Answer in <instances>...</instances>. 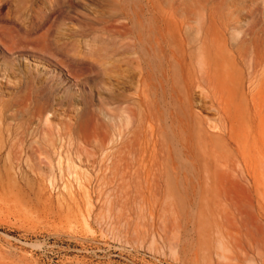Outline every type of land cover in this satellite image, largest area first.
<instances>
[{"label": "rangeland", "instance_id": "374dc122", "mask_svg": "<svg viewBox=\"0 0 264 264\" xmlns=\"http://www.w3.org/2000/svg\"><path fill=\"white\" fill-rule=\"evenodd\" d=\"M0 264H264V0H0Z\"/></svg>", "mask_w": 264, "mask_h": 264}, {"label": "bare ground", "instance_id": "6f19581e", "mask_svg": "<svg viewBox=\"0 0 264 264\" xmlns=\"http://www.w3.org/2000/svg\"><path fill=\"white\" fill-rule=\"evenodd\" d=\"M165 16V15H164ZM160 18H161V16H160ZM174 18V17H173ZM158 19V18H157ZM157 23V22H156ZM188 23V22H187ZM179 24V23H178ZM175 25V24H174ZM158 26V25H157ZM164 26V25H163ZM176 26V25H175ZM174 26V27H175ZM160 27V26H159ZM165 27V26H164ZM167 27V26H166ZM161 29V28H160ZM171 30H172V28H171ZM174 30H175V28H174ZM162 31H163V29H162ZM177 32V31H176ZM127 33H129V32H127ZM131 33V32H130ZM165 33V32H164ZM218 33V32H217ZM124 34H126V33H124ZM170 34V33H169ZM198 34V33H197ZM167 35V34H166ZM201 35H199V37H200ZM178 37V36H177ZM198 37V38H199ZM222 37V36H221ZM164 39V38H163ZM168 39H169V37H168ZM180 40V39H179ZM166 41V40H165ZM167 41H169V40H167ZM170 41H171V39H170ZM164 42V41H163ZM198 42V41H197ZM166 43V42H165ZM169 44H170V42H168ZM167 44V43H166ZM199 44V43H198ZM165 45V44H164ZM171 45V44H170ZM182 45V44H181ZM197 46V45H196ZM200 46V45H199ZM241 46V45H240ZM172 47V46H171ZM183 47H184V45H183ZM236 47V46H235ZM173 48V47H172ZM197 49V48H196ZM206 49V48H205ZM224 44L223 43H221V42H218L216 45H215V52H216V54L217 55H223V54H225V52H224ZM189 50H191V49H189ZM199 50H200V48H199ZM184 51V50H183ZM175 52H176V50H175ZM189 52V51H188ZM192 52V51H191ZM184 53V52H183ZM177 54V53H176ZM186 55V54H185ZM194 55V54H193ZM167 56V55H166ZM182 56V55H181ZM184 56V55H183ZM182 56V57H183ZM202 56V55H201ZM200 55H199V57H201ZM139 57V56H138ZM174 58V57H173ZM176 59V58H175ZM190 59V58H189ZM189 59L187 60V61H189ZM213 59H215L214 57H213ZM140 61V60H139ZM211 61V60H210ZM170 62H171V60H170ZM181 62V61H180ZM209 62V61H208ZM215 62H216V59H215ZM141 63V62H140ZM167 64V63H166ZM185 64H187L186 62H185ZM216 64H218V63H216ZM188 65V64H187ZM203 67V66H202ZM201 67V68H202ZM185 68V67H184ZM186 68H187V66H186ZM164 69H165V67H164ZM183 70V69H182ZM186 70V69H185ZM233 70V69H232ZM165 71V70H164ZM184 71V70H183ZM185 72V71H184ZM183 72V73H184ZM167 73V72H166ZM191 73V72H190ZM234 73V72H233ZM235 73H236V71H235ZM133 74V73H132ZM168 74V73H167ZM184 76V75H183ZM192 76V75H191ZM143 77V76H142ZM169 77V76H168ZM233 77H235L234 75H233ZM128 78V77H127ZM143 79V78H142ZM166 79V78H165ZM140 82V81H139ZM171 82V81H170ZM235 82H236V80H235ZM168 83V82H167ZM180 83V82H179ZM169 84V83H168ZM172 84V83H171ZM170 84V85H171ZM235 85V84H234ZM147 86V85H146ZM165 86V85H164ZM184 86V85H183ZM190 86H192V85H190ZM148 87V86H147ZM171 87V86H170ZM233 87V86H232ZM138 89H139V87H138ZM236 89V88H235ZM144 90V89H143ZM167 90V89H166ZM237 90V89H236ZM171 91V90H170ZM167 92V91H166ZM236 92V91H235ZM184 93V92H183ZM139 94V93H138ZM176 94V93H175ZM137 95V94H136ZM145 95V94H144ZM143 95V96H144ZM185 95V94H184ZM138 96V95H137ZM138 98V97H137ZM139 99V98H138ZM177 99V98H176ZM141 100V99H140ZM178 100V99H177ZM181 101V100H180ZM238 102H240V101H238ZM237 102V103H238ZM140 104H141V102H140ZM139 104V105H140ZM171 106V105H170ZM141 107H143L142 105H141ZM174 111V110H173ZM229 115V114H228ZM177 116V115H176ZM171 116L170 115H168V120H169V118H170ZM146 118H148V117H146ZM191 119V118H190ZM231 120V119H230ZM148 121V120H147ZM233 121V120H232ZM231 123V122H230ZM159 124V123H158ZM145 126H146V124H145ZM234 127V126H233ZM150 128V127H149ZM231 128H232V126H231ZM181 129V128H180ZM233 130V129H232ZM185 131V130H184ZM154 132V131H153ZM176 132H177V130H176ZM193 132V131H192ZM176 134V133H175ZM136 135V134H135ZM232 135H233V133H232ZM211 137V136H210ZM150 139V138H149ZM197 139V138H196ZM211 139V138H210ZM212 139H214V137L212 138ZM216 139V138H215ZM214 139V140H215ZM130 140V139H129ZM128 140V141H129ZM140 140V139H139ZM134 141V140H133ZM136 141V140H135ZM153 141H155V140H153ZM104 142V141H103ZM140 142V141H139ZM151 143H153L152 141H151ZM121 144H123V143H121ZM215 144V143H214ZM220 143H216V145L218 146ZM134 145H135V143H134ZM140 145V144H139ZM153 145V144H152ZM141 146H142V144H141ZM140 146V147H141ZM139 147V148H140ZM120 148V147H119ZM143 148V147H142ZM117 149V148H116ZM216 149H219V148H216ZM128 150V149H127ZM126 151V150H125ZM140 151V150H139ZM154 151V150H153ZM157 152V151H156ZM120 153H121V149H120ZM130 153V152H129ZM140 153V152H139ZM119 154V153H118ZM117 154V155H118ZM216 154V153H215ZM157 155V154H156ZM122 156H123V153H122ZM123 157H125V155L123 156ZM133 157V156H132ZM196 157V156H195ZM138 158V157H137ZM117 159V158H116ZM131 159V158H130ZM140 159V158H139ZM139 159H138V161H139ZM196 159V158H195ZM145 160V159H144ZM143 160V161H144ZM120 161V160H119ZM132 161V160H131ZM201 161H203V159L201 160ZM127 163H128V161H126ZM126 163V164H127ZM143 163V162H142ZM196 164V163H195ZM199 164V163H198ZM217 164V163H216ZM139 165V164H138ZM198 166V165H197ZM201 166V165H200ZM134 167H135V165H134ZM142 167V166H141ZM196 168V167H195ZM119 169H121V168H119ZM138 169V168H137ZM197 169V168H196Z\"/></svg>", "mask_w": 264, "mask_h": 264}]
</instances>
